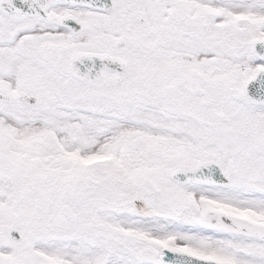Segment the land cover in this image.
<instances>
[{"label":"snow or ice","instance_id":"snow-or-ice-1","mask_svg":"<svg viewBox=\"0 0 264 264\" xmlns=\"http://www.w3.org/2000/svg\"><path fill=\"white\" fill-rule=\"evenodd\" d=\"M0 264H264V0H0Z\"/></svg>","mask_w":264,"mask_h":264}]
</instances>
